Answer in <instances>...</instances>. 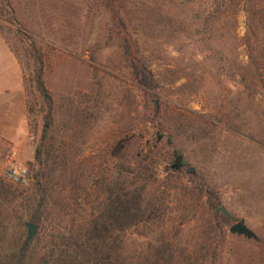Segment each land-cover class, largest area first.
Returning <instances> with one entry per match:
<instances>
[{"label": "rangeland", "instance_id": "rangeland-1", "mask_svg": "<svg viewBox=\"0 0 264 264\" xmlns=\"http://www.w3.org/2000/svg\"><path fill=\"white\" fill-rule=\"evenodd\" d=\"M10 5L20 34L14 24L3 26L27 62V75L34 58L23 47L41 56L47 100L36 91L25 97L22 89L24 128L14 143L0 135V179L18 191L3 206L0 254L25 238L26 202L38 178L56 200L72 196L68 202L86 212L98 205L106 185L140 188L144 201L156 207L151 221L123 234L122 254L136 260L165 238L182 252L205 250L200 264H264V0ZM116 18L154 88L139 86L133 77ZM11 80L17 83L12 90L21 88L20 80ZM15 95L0 91V116H10L0 128L19 125ZM46 113L51 127L43 148L49 154L42 152L37 163L33 149ZM166 136L186 160L181 172L169 168ZM10 164L26 166V184L3 178ZM203 187L233 218L211 243L205 226L220 220H211L216 207H208ZM239 218L252 237L228 232Z\"/></svg>", "mask_w": 264, "mask_h": 264}, {"label": "trees", "instance_id": "trees-1", "mask_svg": "<svg viewBox=\"0 0 264 264\" xmlns=\"http://www.w3.org/2000/svg\"><path fill=\"white\" fill-rule=\"evenodd\" d=\"M3 24H14L15 34L16 32L20 34L10 0H0V34L21 70V86L25 97L36 91L47 100L42 80L41 56L31 52L27 46L23 47L26 56L34 58L32 67L29 68L30 73L27 75L25 72L28 69L27 62H22L21 51H17L11 45L7 36L8 29ZM116 26L125 59L136 82L141 87L154 88L151 72L137 60L130 35L122 25L121 18H116ZM21 43L20 41V45ZM50 127V116L46 113L40 127V142L33 149V159L37 163L41 160L42 152L49 154L44 150L43 142L48 137ZM165 141L169 146L168 164L171 172H181L186 160L172 145L170 136H166ZM197 184L203 185L201 177L197 176ZM15 192L18 194L15 187L0 179V230L4 228L3 206L15 196ZM102 192L98 205L93 207L94 212H86L84 208L78 210L68 202L72 196L69 198L66 196L63 202H59L53 196V189L35 178L26 202L24 221L36 224L37 229L25 244L24 239L14 241L8 252H2L0 264H200L199 258L206 256L205 250L202 253L195 249H192L193 252H186L183 248L185 252H182L181 247H175V244L165 238L160 239L151 249L150 255L141 260L122 254L124 232L132 226L151 221L156 205L150 200L144 201L140 188L134 189L120 183L106 185ZM202 195L209 208L217 207L215 193L203 187ZM211 220L220 221L206 224L204 232L205 238L209 239L208 243H211L213 233L214 236L221 234V224L231 219L221 213H214Z\"/></svg>", "mask_w": 264, "mask_h": 264}, {"label": "crops", "instance_id": "crops-1", "mask_svg": "<svg viewBox=\"0 0 264 264\" xmlns=\"http://www.w3.org/2000/svg\"><path fill=\"white\" fill-rule=\"evenodd\" d=\"M0 66L2 73L4 74L5 79H3L0 82V91L9 94H13L17 98L18 102V110L20 114V122L19 125L16 129L14 128H9L7 126H4L3 128H0V135H4L5 138L7 139L8 142L14 143L15 140L20 136L22 129L24 128L25 124V106L23 103V98H22V86L21 88H17L16 90H12L13 87L17 85L16 82L12 83L11 78L20 80L21 83V70L19 68V65L11 52V50L8 48L6 42L3 40L1 34H0ZM15 69V74L12 73V70ZM9 113H12V111H9ZM4 120L6 122H9L8 120L10 119V116L8 112H5V114H2L0 116V120ZM11 129V130H10Z\"/></svg>", "mask_w": 264, "mask_h": 264}, {"label": "water", "instance_id": "water-1", "mask_svg": "<svg viewBox=\"0 0 264 264\" xmlns=\"http://www.w3.org/2000/svg\"><path fill=\"white\" fill-rule=\"evenodd\" d=\"M186 172L191 173L192 169H187ZM214 212L215 213L220 212L222 215L228 217L229 219L231 220L233 219L232 216L223 207V205H219L218 207H216L214 209ZM23 224L26 228V235L23 241V243L25 244L33 235L37 225L31 222H28V221H24ZM228 232L231 234H234V233L239 234V235L241 234V235L246 236L247 238H250L253 236L252 231L245 226L243 218H239L238 220L231 223L228 227Z\"/></svg>", "mask_w": 264, "mask_h": 264}, {"label": "built area", "instance_id": "built-area-1", "mask_svg": "<svg viewBox=\"0 0 264 264\" xmlns=\"http://www.w3.org/2000/svg\"><path fill=\"white\" fill-rule=\"evenodd\" d=\"M2 176L12 184H26L28 181L27 168L23 164H10L3 169Z\"/></svg>", "mask_w": 264, "mask_h": 264}]
</instances>
